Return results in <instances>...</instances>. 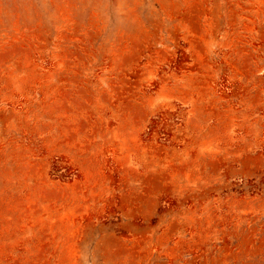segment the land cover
<instances>
[{
  "label": "rangeland",
  "instance_id": "rangeland-1",
  "mask_svg": "<svg viewBox=\"0 0 264 264\" xmlns=\"http://www.w3.org/2000/svg\"><path fill=\"white\" fill-rule=\"evenodd\" d=\"M0 264H264V0H0Z\"/></svg>",
  "mask_w": 264,
  "mask_h": 264
}]
</instances>
